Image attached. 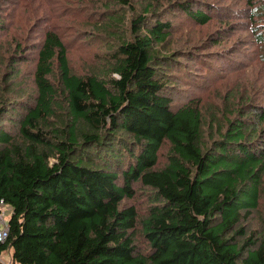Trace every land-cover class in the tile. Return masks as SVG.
Instances as JSON below:
<instances>
[{
	"label": "trees",
	"instance_id": "obj_1",
	"mask_svg": "<svg viewBox=\"0 0 264 264\" xmlns=\"http://www.w3.org/2000/svg\"><path fill=\"white\" fill-rule=\"evenodd\" d=\"M1 200L12 264H264V0H0Z\"/></svg>",
	"mask_w": 264,
	"mask_h": 264
},
{
	"label": "built area",
	"instance_id": "obj_2",
	"mask_svg": "<svg viewBox=\"0 0 264 264\" xmlns=\"http://www.w3.org/2000/svg\"><path fill=\"white\" fill-rule=\"evenodd\" d=\"M12 208L4 200L0 201V243L9 236V220L12 215ZM0 264H12L9 260L0 255Z\"/></svg>",
	"mask_w": 264,
	"mask_h": 264
},
{
	"label": "rangeland",
	"instance_id": "obj_3",
	"mask_svg": "<svg viewBox=\"0 0 264 264\" xmlns=\"http://www.w3.org/2000/svg\"><path fill=\"white\" fill-rule=\"evenodd\" d=\"M246 50H247V49H246ZM244 51H245V50H244ZM250 55H251V54H250ZM237 57H242V56H237ZM242 58H243V57H242ZM254 64H256V63H254ZM7 254H9V256H10V253H5L4 256H5V257H9V256H7Z\"/></svg>",
	"mask_w": 264,
	"mask_h": 264
},
{
	"label": "crops",
	"instance_id": "obj_4",
	"mask_svg": "<svg viewBox=\"0 0 264 264\" xmlns=\"http://www.w3.org/2000/svg\"><path fill=\"white\" fill-rule=\"evenodd\" d=\"M2 256H3L5 259L10 260V256H9V254H7V256H9V257H5L4 254H3Z\"/></svg>",
	"mask_w": 264,
	"mask_h": 264
}]
</instances>
